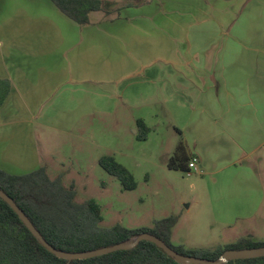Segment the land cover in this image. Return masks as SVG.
<instances>
[{
	"label": "crops",
	"instance_id": "1",
	"mask_svg": "<svg viewBox=\"0 0 264 264\" xmlns=\"http://www.w3.org/2000/svg\"><path fill=\"white\" fill-rule=\"evenodd\" d=\"M205 3L142 0L109 16L92 13L81 26L50 0H0V80L10 83L0 107V169L44 167L51 179L74 183L40 150L38 128L60 131L53 120L118 103L194 101L196 140L180 142L197 160L195 173L208 176L213 220L234 242L264 241V17L238 36L230 32L238 19L220 10L225 3Z\"/></svg>",
	"mask_w": 264,
	"mask_h": 264
},
{
	"label": "rangeland",
	"instance_id": "2",
	"mask_svg": "<svg viewBox=\"0 0 264 264\" xmlns=\"http://www.w3.org/2000/svg\"><path fill=\"white\" fill-rule=\"evenodd\" d=\"M105 1L111 3L112 10L125 5L123 0ZM215 2H224L225 8L220 10L224 14L233 12L238 19L230 30L238 36L243 35V27L252 25V20L264 17V0H206L205 4L211 8ZM244 42L252 45L250 38ZM145 92V88L140 90L146 95ZM200 107L194 101L160 97L141 103L132 101L127 106L118 103L111 112L96 110L92 116L73 118L72 122L53 120L60 131L43 128L44 135L38 128L42 136L40 150L51 152L58 172L73 176L75 184L70 179L62 182L66 188L75 186L76 202L97 201L104 227L121 224L128 229L152 228L157 221L175 215L178 224L171 237L175 246L206 249L232 243L235 238L225 235L223 226L213 220L210 194L204 188L208 182L206 172H194L188 177L186 172L167 167L181 140L194 144L193 122ZM138 120L149 129L146 140L142 139L144 131L138 127ZM66 127L70 129L62 133ZM106 156L114 157L133 175L135 190H123L119 180L100 167L99 160Z\"/></svg>",
	"mask_w": 264,
	"mask_h": 264
},
{
	"label": "trees",
	"instance_id": "3",
	"mask_svg": "<svg viewBox=\"0 0 264 264\" xmlns=\"http://www.w3.org/2000/svg\"><path fill=\"white\" fill-rule=\"evenodd\" d=\"M63 14L81 26L91 24L90 15L103 12L111 15V3L105 0H50ZM125 6L142 0H123ZM10 91V83L0 80V107ZM146 140L149 129L137 121ZM184 144L180 142L169 159L170 170L186 172L189 164ZM100 167L119 180L123 190H135L133 175L112 156L99 160ZM0 189L9 195L32 221L44 239L54 248L81 253L128 242L140 234L149 233L163 240L177 253L207 260H217L227 250L264 247V241L241 238L213 249H187L172 244V230L177 216L157 221L152 228L128 229L121 224L102 226L101 206L94 199L76 202L72 184L66 188L62 179H51L44 167L25 175H13L0 169ZM0 264H177L156 245L142 241L136 248L68 263L48 252L22 223L18 215L0 198ZM228 264H264V257L232 261Z\"/></svg>",
	"mask_w": 264,
	"mask_h": 264
},
{
	"label": "water",
	"instance_id": "4",
	"mask_svg": "<svg viewBox=\"0 0 264 264\" xmlns=\"http://www.w3.org/2000/svg\"><path fill=\"white\" fill-rule=\"evenodd\" d=\"M0 198L6 202L9 207L18 215L22 223L27 227L31 234L39 241V243L51 254L59 259L66 260L68 263L76 260H87L104 255H108L118 251H128L136 248L142 241L150 242L156 245L158 248L173 259L177 264H228L232 261L238 260H250L264 257V247L244 249V250H227L217 260H207L193 256H186L177 253L171 247H169L163 240L149 233L140 234L138 237L125 242L116 244L110 247H104L97 250L71 253L62 250H58L50 245L41 233L36 229L32 221L24 213V211L17 205V203L0 189Z\"/></svg>",
	"mask_w": 264,
	"mask_h": 264
},
{
	"label": "built area",
	"instance_id": "5",
	"mask_svg": "<svg viewBox=\"0 0 264 264\" xmlns=\"http://www.w3.org/2000/svg\"><path fill=\"white\" fill-rule=\"evenodd\" d=\"M197 171V160L196 159H193L189 165H188V168H187V171H186V175L188 177L192 176L194 172Z\"/></svg>",
	"mask_w": 264,
	"mask_h": 264
}]
</instances>
